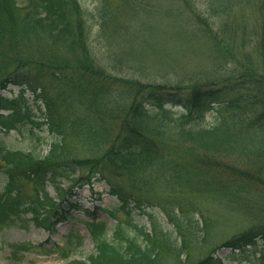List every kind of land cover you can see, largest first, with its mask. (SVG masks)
Segmentation results:
<instances>
[{
    "label": "trees",
    "instance_id": "16d2710c",
    "mask_svg": "<svg viewBox=\"0 0 264 264\" xmlns=\"http://www.w3.org/2000/svg\"><path fill=\"white\" fill-rule=\"evenodd\" d=\"M216 2L225 15L232 3L253 10L251 29L262 67L245 62L242 70L217 79L169 86L99 70L89 41L92 15L79 0H0V92L18 89L16 97L0 96V133L31 126L53 137L43 158L0 144V231L26 229L28 223L52 231L75 211V205L66 204L73 189L91 186L92 180L104 184L118 203L104 212L114 222L112 229L91 215H86L90 222H81L93 247L85 261L73 260L83 242L75 231L60 248L9 245L11 261L22 262L38 249L57 253L64 264H194L183 257L189 246H199L207 223L194 194L192 199L175 196L193 184L210 190L205 197L252 213L251 197L264 195V0H211ZM128 9L140 12L131 0H99L98 35L122 40L126 26L120 22ZM213 105H218V122L196 128ZM177 107L183 110L178 123L160 118L159 112ZM76 151L82 156H73ZM229 161L241 167L232 169ZM62 180L69 183L65 189ZM155 209L174 228L176 240L161 230ZM133 212L154 230L135 225ZM222 245L238 258L260 248L258 262L264 264V225L249 227ZM197 264L223 262L211 251Z\"/></svg>",
    "mask_w": 264,
    "mask_h": 264
},
{
    "label": "rangeland",
    "instance_id": "374dc122",
    "mask_svg": "<svg viewBox=\"0 0 264 264\" xmlns=\"http://www.w3.org/2000/svg\"><path fill=\"white\" fill-rule=\"evenodd\" d=\"M17 1L20 2V0ZM131 1L140 12L134 13L130 9L123 12L124 20L120 22L126 26L123 33L120 32L123 39L113 41L109 39L108 34L104 38L97 33L99 18L95 14V8L99 0H79L82 8L92 15L88 19L91 24L89 41L99 70L111 76L132 78L146 84L185 86L217 79L230 70L233 72L242 70L245 62L259 64L262 67L255 53L256 42L251 29L255 14L250 7L241 10L240 7H234L232 3L230 7L228 6V15H225L222 11L224 6L217 2L211 3V0ZM222 1L225 3L224 0ZM126 15L127 19H125ZM214 41L218 42L216 48L219 49L220 54L214 47ZM17 95L18 89L15 87H9L7 91L0 92V96L6 98ZM25 97L30 101V105H33L32 96L26 93ZM217 107L218 105H213V110L205 115L202 123H196L195 127L214 126L219 120L216 113ZM1 114L6 115L7 112L3 111ZM182 114L183 110L180 107L159 112L161 119L172 124L178 123ZM37 118H39L38 114ZM52 141L53 137L43 127L32 129L31 126H26L7 134L0 133V144L6 149L31 152L41 158L48 154ZM72 153L73 156H82V153L77 151ZM231 164L232 169L241 167L234 161L228 162V166L231 167ZM3 180L4 177L0 175V192ZM92 182L94 183L91 186L73 189L67 197L66 204L67 206L75 205L76 209L70 212L64 222L52 226V231L35 227L32 223H28L26 229L10 228L0 231V264H64L57 253L45 254L38 249L26 253L22 262L11 261L9 245L27 244L33 247L43 245L46 250L54 246L60 248L63 238L70 231H75L83 238L82 247L73 260L85 261L93 252V247L81 222H90L88 216L91 215L98 221H104L110 230L114 222L108 219L104 212L118 206L117 201L107 194L108 189L104 184L95 183L94 180ZM61 185L65 189L69 183L62 180ZM196 190L199 192L195 193ZM24 192L27 195L30 193L29 185L24 186ZM208 192H210L208 188H197V185L193 184V187L175 193V196H186L190 197L189 199H192L191 194H194L207 223V227L205 226L202 230L199 246H189L185 251L187 257L184 256L183 259L197 264L200 259L214 251V257L221 260L223 264H263L258 262L262 256L259 254L260 248L247 249L246 253L238 258L232 256V253L223 248L222 244L249 227L264 225V195L251 197L248 209L252 213L247 215L243 209L229 208L224 202L219 203L218 200L214 201L205 197ZM47 193L51 198L56 199L50 184H47ZM153 212L161 230L171 232L172 240H176L174 228L167 224L160 209H155ZM116 218L121 222L124 221L121 214H116ZM133 221L139 228L145 227L147 232L154 230L150 222L136 212H133ZM196 221L199 223V218ZM53 222H55L54 219ZM109 230L108 235L111 233ZM127 232L131 236H136L131 229ZM177 242L179 243V240Z\"/></svg>",
    "mask_w": 264,
    "mask_h": 264
}]
</instances>
